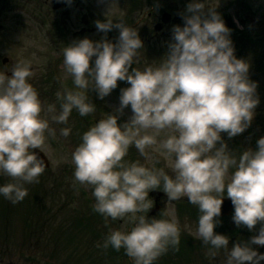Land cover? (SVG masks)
<instances>
[{
	"label": "clouds",
	"instance_id": "obj_1",
	"mask_svg": "<svg viewBox=\"0 0 264 264\" xmlns=\"http://www.w3.org/2000/svg\"><path fill=\"white\" fill-rule=\"evenodd\" d=\"M206 4L189 3L192 14L175 26L168 53L159 64L142 69L131 67L143 48L137 29L122 20L113 24L111 17L96 21L97 30L118 28V40L84 37L63 49L74 90L56 93L58 107L41 101L30 82L35 75L31 61L15 62L10 76L0 73V176L12 178L0 184V197L19 203L28 195L25 185L38 182L46 165L32 149L46 152L45 133L55 134L50 122L66 125L74 109L88 116L96 110L88 98L90 87L103 98L126 80L119 109L130 106L131 119L120 124L116 114L108 113L83 132L71 154L74 185L91 189L93 211L106 224L123 219L132 225L109 229L97 247L123 249L133 264H154L170 247L177 248L178 221L167 213L148 216L149 192L162 189L168 200L187 197L197 207L194 237L209 246L210 258L223 250L222 264H261L264 253L251 245L264 246V224L249 242L231 247L229 237L215 231L225 196L232 200L237 225L254 229L264 222V137L255 150L239 155L220 143L222 132L232 137L249 126L259 100L247 75L249 64L235 55L230 28L214 8L206 15ZM164 131L168 134L158 140ZM59 132L68 137L71 127ZM130 146L146 161L151 153L163 156L172 174L125 160Z\"/></svg>",
	"mask_w": 264,
	"mask_h": 264
},
{
	"label": "rangeland",
	"instance_id": "obj_2",
	"mask_svg": "<svg viewBox=\"0 0 264 264\" xmlns=\"http://www.w3.org/2000/svg\"><path fill=\"white\" fill-rule=\"evenodd\" d=\"M63 1L66 5L59 11L54 9L53 0H4L0 4V67L5 56L10 60L9 70L19 60L31 61L35 75L30 82L42 102L56 103L57 107L56 93L74 90V85L72 78L65 73L64 65L54 57L63 55L67 45L84 37L114 43L118 40V28L113 27L107 32L97 30L96 21L111 17L113 24L122 20L137 29L143 48L138 50L136 63L131 67L142 69L162 61L169 51L175 26H183L185 17L192 14L188 12L192 0ZM208 3L205 14L209 8H214L230 28L235 55L249 64L248 78L256 84L255 95L259 102L249 126L232 137L226 132L221 133L220 143H226L228 150L239 155L244 150H255L257 141L264 137V0H208ZM65 12H69V16L64 15ZM165 12L177 19L167 24ZM128 86L126 80H121L103 98L98 96L94 87H90L88 98L96 105V110L88 115L86 123L78 117L75 109L66 125L50 122L55 134L46 131L45 153L51 160V167L40 175L38 182L25 185L28 195L23 201L12 204L0 197V264H133L123 249L97 247L103 243L109 229L125 230L132 225L123 219H109L106 224L104 217L93 211L95 200L91 189L74 185L71 159L83 132L99 119L108 113L116 114L120 124L131 119L130 106L122 111L119 109L121 89ZM61 127H71L68 137L60 135ZM167 134L164 131L157 139H163ZM124 159L164 168L172 174L164 157L157 153H151L146 161L134 146H130ZM9 182H12L11 177L0 176V184ZM155 191H161L165 200L161 198V209L157 214L150 215L149 210L148 216L164 218L167 213L174 217L181 228V237L178 247H170L154 264H222L223 250L215 258H210L207 255L209 246L194 237L199 215L197 207L189 204L187 197L168 200L162 189L149 192L153 206ZM232 217L233 213L218 218L215 227L217 233L229 237L230 247L235 243L249 242L264 224L258 222L254 229H249L237 225ZM257 251L264 253V247Z\"/></svg>",
	"mask_w": 264,
	"mask_h": 264
},
{
	"label": "water",
	"instance_id": "obj_3",
	"mask_svg": "<svg viewBox=\"0 0 264 264\" xmlns=\"http://www.w3.org/2000/svg\"><path fill=\"white\" fill-rule=\"evenodd\" d=\"M169 20H170V15L166 13L164 15V21L168 22ZM32 151L37 153V157L44 161L46 167H49V165H50L49 160H48L46 155L41 150L34 149ZM232 209H234V205L232 203L231 198H224L222 206H221V214H220V216L229 214L232 211ZM258 234H259V232H258ZM254 245H257V244H254Z\"/></svg>",
	"mask_w": 264,
	"mask_h": 264
},
{
	"label": "flooded vegetation",
	"instance_id": "obj_4",
	"mask_svg": "<svg viewBox=\"0 0 264 264\" xmlns=\"http://www.w3.org/2000/svg\"><path fill=\"white\" fill-rule=\"evenodd\" d=\"M4 74H7V75H9V71H5V73Z\"/></svg>",
	"mask_w": 264,
	"mask_h": 264
}]
</instances>
